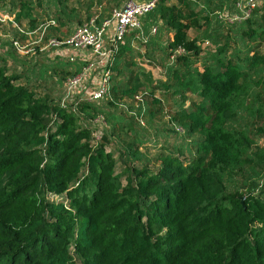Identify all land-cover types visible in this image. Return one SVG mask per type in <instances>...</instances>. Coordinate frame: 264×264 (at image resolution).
Instances as JSON below:
<instances>
[{
    "label": "trees",
    "instance_id": "trees-1",
    "mask_svg": "<svg viewBox=\"0 0 264 264\" xmlns=\"http://www.w3.org/2000/svg\"><path fill=\"white\" fill-rule=\"evenodd\" d=\"M6 1L21 5L17 22L31 19L26 3ZM230 4L161 0L142 18L130 38L152 60L163 54L167 80L153 86L150 73L125 60L126 37L111 65L109 98L78 107L84 120L104 118L100 143L76 113L19 84L30 82L26 72L7 75L0 59V264H264V127L256 123L264 118V56L245 44L243 56L227 58L228 44L216 39L214 54L201 57L200 41L188 36L213 15L223 23L217 14ZM240 24L241 40L264 43V4ZM178 48L185 55L168 68ZM83 65H64L61 80ZM160 89L177 99L170 131L180 129L183 140L163 146L151 168L139 150L147 134L134 124L157 116ZM141 90L149 96L143 108L133 102ZM188 94L200 98L189 109ZM124 99L131 104L121 106Z\"/></svg>",
    "mask_w": 264,
    "mask_h": 264
},
{
    "label": "rangeland",
    "instance_id": "rangeland-1",
    "mask_svg": "<svg viewBox=\"0 0 264 264\" xmlns=\"http://www.w3.org/2000/svg\"><path fill=\"white\" fill-rule=\"evenodd\" d=\"M23 3L27 4V7H30V16L29 18H21L20 21H16V14L21 11V5L18 1H6L0 3V59L5 62L7 65L9 74H16L21 76L24 72L27 73L28 79L30 82H27L26 79L22 78L19 81V84L23 86H28L29 89L35 92L37 98L44 99L47 97V101H51L52 104H59L63 93H64V82L66 79L61 80L62 74L60 73L61 68L64 65L73 64L68 63V55L70 54L68 49L52 50L44 48L47 44L48 39L55 40H65L72 36L75 29L79 26L88 24L91 21L98 22L102 19V22L110 19L111 14L114 10L119 9L123 4L128 1L138 2L140 0H21ZM231 0H229L230 2ZM231 9H228L227 13H233L234 7L232 4L229 6ZM234 10V11H233ZM225 13V12H224ZM89 15V16H88ZM230 15V14H229ZM215 16L213 15L209 18L207 23H203L202 30H190L188 32L189 38H196L200 41V48L202 55L201 57H208V54H214L216 50V39L219 40L222 44H228L229 53L227 58L230 55H233L235 52H240V56H243L246 53L245 44L248 45V52L250 54L256 52L260 56H264V43L260 41L249 42L247 39L244 41V38L241 40L242 29L237 27L241 26L240 23L237 25L229 23H219L214 21ZM32 20V21H31ZM54 21L55 26L48 28L40 45L30 46L32 52L29 54H19L13 48V41L19 40L22 44L26 42V37L21 36L19 31L23 32H33L41 24H45L47 21ZM142 21V19L140 20ZM80 23V24H79ZM16 25V26H15ZM142 26V24H141ZM245 29V27H243ZM133 34H130L132 36ZM39 36L35 38L37 41ZM169 39L170 36H167L166 39ZM132 39V52L128 54L125 60H133L138 68L144 69L146 73H150L152 76V85L154 86L158 82H163L167 80L162 64L158 58L165 60L162 53L159 51L153 56L156 57L155 60H152L145 56V47L144 45L138 43L134 38ZM164 39V38H163ZM164 39V41L166 40ZM134 40V42H133ZM126 43V41L124 42ZM206 43L208 45H206ZM167 45V42H165ZM29 48V47H28ZM152 48V47H151ZM156 48H154L155 50ZM91 57V54H85V58H78L75 63H86V58ZM94 60V59H93ZM235 62V61H234ZM202 61H199L197 68L201 69ZM51 64V65H50ZM61 64V67L58 71L53 70L56 66ZM173 66V62L168 64V68ZM46 67V72L40 75L42 68ZM63 70V69H62ZM93 70L91 72H95ZM131 71L137 72V70L132 69ZM114 75V74H113ZM97 74L92 73L87 77L85 82L82 83L81 87L77 89L74 93L76 99L84 98V96L95 89L96 86ZM143 79V78H142ZM140 92H146V90H141ZM149 97V96H148ZM154 98L160 100L161 110L153 120L149 118L144 119V126H137L134 124V130L138 131L140 134H143L144 137L147 134V141L143 147H139L140 152L146 153L149 160H151V166L153 164L154 157L160 151L163 146L171 147L170 144H181L183 140L182 131L175 127L176 131L181 135H174L170 131L173 129L170 125L169 117L175 113L174 102L177 100L175 97H170V92L166 93L163 89L158 90ZM124 103L121 106H128L131 104L130 99H124ZM152 98L149 99L148 103H151ZM200 102V98L188 94L185 107L192 108L193 104L196 105ZM124 107H121V110H124ZM126 110V109H125ZM78 116V126L82 128L89 129L92 132L93 139L100 143L102 136L107 128L102 119H90L84 120V116L81 112L76 113ZM101 117V116H99ZM98 117V118H99ZM264 117V115H263ZM96 120V121H95ZM257 125L264 127V118L262 120L256 121ZM143 128V129H142ZM156 130L159 131V134H156ZM169 130V131H168ZM109 131V130H108ZM170 132V134L167 133ZM255 128L252 133H254ZM132 138V136H127ZM96 138V139H95ZM263 139L259 141L262 143ZM112 149H116V145L111 144ZM109 151V147H107ZM152 168V167H151ZM53 198V199H51ZM50 200L56 201L55 197H51ZM58 200V199H57Z\"/></svg>",
    "mask_w": 264,
    "mask_h": 264
},
{
    "label": "built area",
    "instance_id": "built-area-1",
    "mask_svg": "<svg viewBox=\"0 0 264 264\" xmlns=\"http://www.w3.org/2000/svg\"><path fill=\"white\" fill-rule=\"evenodd\" d=\"M160 1L161 0L128 1L119 9L114 10L110 19L103 21L100 25H97L95 21H91L88 24L76 28L72 36L68 39L62 41L48 39V41H46L47 44L44 48L52 50L68 49L70 54L66 58L69 63H75L78 58L84 59L85 54H91V57H88V59L86 58V63H82L84 65L80 73L65 80L64 93L58 104L60 109L78 113V107L82 103H100L109 98L112 80L111 65L115 54L119 47L124 44L125 38L135 30L140 29V20L151 13ZM231 1L234 2L236 12L232 14L226 11L225 13H218L217 17L221 22L229 24L244 22L252 16V13L256 9L264 4V0ZM2 19L0 18V22ZM54 26L55 22L51 20L47 21L45 24H41L33 32L19 31L21 36L26 37V42L22 44L19 40H14L12 43L14 50L19 54H29L32 52L30 46L40 45L47 29ZM37 36H39L38 40L33 42ZM45 38L46 36L44 37V42ZM206 45L208 44L206 43ZM182 55H185L184 49L178 48L172 54L170 59L171 62H174L175 58ZM93 70L96 71L91 72ZM92 73L97 74L95 89L87 93L84 98L76 99L74 97L75 91L81 87L82 83L85 82L87 77ZM147 96L148 94L146 92H139L134 96L133 102L135 106L139 107L140 105L143 108ZM99 119H102L104 122L103 117H99L96 120ZM53 197H55L56 200L59 199L56 196Z\"/></svg>",
    "mask_w": 264,
    "mask_h": 264
},
{
    "label": "crops",
    "instance_id": "crops-1",
    "mask_svg": "<svg viewBox=\"0 0 264 264\" xmlns=\"http://www.w3.org/2000/svg\"><path fill=\"white\" fill-rule=\"evenodd\" d=\"M225 5L227 6L228 3L225 1ZM234 7V6H233ZM234 10H235V7H234ZM227 11V10H226ZM238 27H245V25L243 24L242 26L238 25ZM170 36V39H172V34L169 35ZM192 39V38H191ZM164 82V81H163Z\"/></svg>",
    "mask_w": 264,
    "mask_h": 264
},
{
    "label": "water",
    "instance_id": "water-1",
    "mask_svg": "<svg viewBox=\"0 0 264 264\" xmlns=\"http://www.w3.org/2000/svg\"><path fill=\"white\" fill-rule=\"evenodd\" d=\"M244 198H241V205L243 204Z\"/></svg>",
    "mask_w": 264,
    "mask_h": 264
}]
</instances>
